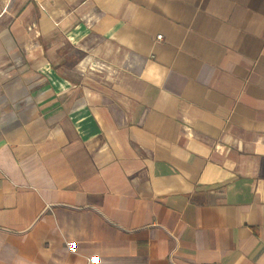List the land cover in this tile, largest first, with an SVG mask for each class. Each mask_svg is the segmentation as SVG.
<instances>
[{"label": "crops", "instance_id": "1", "mask_svg": "<svg viewBox=\"0 0 264 264\" xmlns=\"http://www.w3.org/2000/svg\"><path fill=\"white\" fill-rule=\"evenodd\" d=\"M0 264H264V0H0Z\"/></svg>", "mask_w": 264, "mask_h": 264}, {"label": "built area", "instance_id": "2", "mask_svg": "<svg viewBox=\"0 0 264 264\" xmlns=\"http://www.w3.org/2000/svg\"><path fill=\"white\" fill-rule=\"evenodd\" d=\"M159 39L161 38V37H158Z\"/></svg>", "mask_w": 264, "mask_h": 264}]
</instances>
